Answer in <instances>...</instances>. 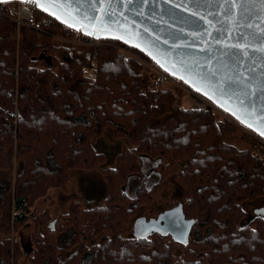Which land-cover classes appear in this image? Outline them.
Masks as SVG:
<instances>
[{
	"label": "trees",
	"instance_id": "1",
	"mask_svg": "<svg viewBox=\"0 0 264 264\" xmlns=\"http://www.w3.org/2000/svg\"><path fill=\"white\" fill-rule=\"evenodd\" d=\"M61 35L59 27H21L16 36L14 23L0 16V173H12L17 143L13 186L0 179V236L10 234L12 225L34 222V199L46 187L61 186L71 168L98 167L103 155L92 142L110 128L113 138L130 143L137 161L128 154L117 157V179H106L102 207L72 203L60 218L64 225L33 231V264H264V220L248 222L245 208L264 207V160L256 158V141L244 135L239 142L246 147L228 143L237 138L232 122L185 105L170 86L157 88L155 76L134 58L110 47L78 48L55 40ZM144 161L152 166L144 168ZM128 169L151 184L135 199L123 191ZM184 186L188 194L174 199V207L180 205L193 222L187 245L158 234L95 243L99 229L107 228L100 217L109 210L123 212L126 201L159 205L165 190L174 187L171 193L180 194ZM155 211L154 220L160 215ZM111 215L116 226L108 228L117 232ZM57 232L68 233L70 241L58 245L52 237ZM87 238L93 243L87 245ZM9 242L0 240V264H11Z\"/></svg>",
	"mask_w": 264,
	"mask_h": 264
},
{
	"label": "water",
	"instance_id": "2",
	"mask_svg": "<svg viewBox=\"0 0 264 264\" xmlns=\"http://www.w3.org/2000/svg\"><path fill=\"white\" fill-rule=\"evenodd\" d=\"M36 8L85 36L119 42L138 51L264 139L260 115L264 113V44L249 43L250 32H264V15L258 18L253 14L248 19L242 8L226 0H79L45 6L47 10ZM215 81L235 83L222 96ZM249 216L248 222L264 220V207ZM54 224L55 220L48 224L51 231H55ZM148 226L147 236H170L177 244L187 245L193 222L177 205Z\"/></svg>",
	"mask_w": 264,
	"mask_h": 264
},
{
	"label": "rangeland",
	"instance_id": "3",
	"mask_svg": "<svg viewBox=\"0 0 264 264\" xmlns=\"http://www.w3.org/2000/svg\"><path fill=\"white\" fill-rule=\"evenodd\" d=\"M46 28H54V27H46ZM19 30L20 28L17 29L15 27L16 36H19ZM55 40L61 41L60 38H56V37ZM61 42L64 44H68L63 41ZM37 43H42V40H39ZM114 45L117 44L112 43V46H105V47H110L118 51L116 48L113 47ZM96 47L97 46H95V48ZM122 54L128 57H132L130 53H122ZM137 57H139V55ZM143 68L145 69L144 66ZM156 82L157 81H155V85ZM169 86L181 98L184 99L185 105L192 107L191 100L187 97L186 91L182 86L174 85V84L173 85L168 84L163 86L156 85L157 88L160 87L168 88ZM4 118L5 120H8L9 115L5 113ZM234 126L236 128L235 129L236 130L235 135L237 136V138L235 139L236 141H234V139H230L228 143L230 144L235 143L239 148L246 147L245 142L243 141L239 142V140L244 135L249 136L250 138L251 136L247 134L244 130L236 126L235 124ZM13 133L15 135V131H13ZM16 145L17 143L14 140L13 155H12V164H13L12 173L10 174L0 173V179L2 181H6L8 184H11V186H13L17 171V160L15 158ZM92 148L96 153L103 155V161L98 165V167L95 168L92 167L89 169L71 168L68 171L67 180H65L61 186L46 187L45 193L34 199L29 210L30 211L29 215L34 222L30 221L25 224L12 225L10 229V234L0 236V240H5L7 237H9L10 239L9 242L10 251H11V256L13 258L11 264H33L31 253L34 248V244L31 238L32 237L31 234L35 230H39L40 233L42 234L46 233V231L50 230L48 224L53 222V220H55L54 225L56 230L57 226L64 223V220H62L61 222L60 218L69 212L72 203L77 202L82 208H84V206L93 207V208L94 206L102 207V204L104 203V200L107 197V192H108V185L106 179L107 180L111 179L114 182L117 179V176H115V173L112 171L114 168L118 166L117 157L118 158L121 157L123 158V160H125L126 155L128 154L127 156H131L135 161H137L136 159L137 156L135 157L133 154H129V152L131 151L130 143L121 138L118 139L113 138L112 131L110 128H108L105 131L104 135L101 138L92 142ZM122 154H124L125 157H123ZM143 163H145L143 164V166L145 165L144 168H147L148 166L150 167L152 166V163H147L145 161ZM130 171L134 172V169H128L125 175L131 173ZM145 173L146 175L152 174L151 172L150 173L145 172ZM130 175H129L130 177H128L129 181L127 185L123 188L124 189L123 191L127 193L129 197L135 199L140 192H142L145 189H148L151 186V184L150 181L147 180L144 176L138 175L136 173H131ZM174 187L176 186L174 185ZM174 187L171 188L169 192L165 190L167 192V195H165L166 196L165 199L162 198L161 201H159V205L150 201L152 202L150 203L151 206L149 208H143L144 207L143 205H142L143 207L135 206L133 202L126 201L124 202L125 209L123 212L119 213L109 210V212L113 215V216L112 215L109 216L111 219L112 217H114V215L116 216V221L119 223V230L116 232L108 228V226H110L111 228L116 226V225H112V222H110V220H108L107 218V215H109L110 213L102 215L100 218H102L105 221L107 228L102 227L99 229V234L96 236V238H94L95 243H98L102 240L103 244H107V241H112L114 244H117L120 242V240L125 241L126 238L131 239L132 237H147L148 234L147 230L149 227L148 225L154 220L152 217H154L157 214V213L155 214L156 212L155 210L160 212L159 214L169 211L174 207L175 204L174 199H176L177 197L180 198L182 195L188 194L189 190L186 186L181 187L182 190L181 189L179 190L181 192L180 194L179 193L172 194L171 192L175 190ZM85 201L91 202V204L87 205V203L85 204ZM8 203H9V199H8ZM245 208L249 214H252L254 210V205L248 204L245 206ZM134 212L139 213V215L137 217L134 216V218L132 219V215L134 214ZM120 214L122 215L124 214V216L121 217ZM1 215H2V210L0 209V216ZM4 215L7 214L4 213ZM3 223L4 221H2L1 224ZM136 225H137V231L133 233V229L135 228ZM59 232H57L55 236L52 237L54 238V240L56 239L58 240L57 242L58 245L60 244V246H64L70 241V235L67 233L68 236H64L65 234L63 235V233H60L61 236L59 237ZM86 242L87 245L93 243L92 239L90 238H87ZM190 248L195 249L194 247H190ZM74 249L75 248L66 251L65 255L72 253Z\"/></svg>",
	"mask_w": 264,
	"mask_h": 264
},
{
	"label": "built area",
	"instance_id": "4",
	"mask_svg": "<svg viewBox=\"0 0 264 264\" xmlns=\"http://www.w3.org/2000/svg\"><path fill=\"white\" fill-rule=\"evenodd\" d=\"M0 16H3L9 19L12 23H14L15 27H28L35 31H42L43 28L46 27H59L61 29L62 35L60 40L76 46L78 48H95V46H112L110 41L105 40H96L91 37L83 35L80 31H74L64 25L60 24L54 18L41 13L34 5L29 4L27 2L21 1H11L7 4H0ZM121 53H130L132 58L136 59L139 63H141L146 70L150 71L155 76V81L157 86L163 85H180L182 86L187 94V97L191 100L192 108L197 110H211L220 117L231 121L236 126L244 130L247 134H249L253 140L256 141L257 150H256V158L259 160H264V139L257 136L252 131L246 129L241 126L238 122H236L233 118H231L228 114L220 110L216 107L210 100L205 97L197 94L189 87L182 84L179 80L173 78L168 75L164 71H162L154 62L150 61L147 57L142 54L132 53L127 47L121 45H114ZM148 69H147V68Z\"/></svg>",
	"mask_w": 264,
	"mask_h": 264
},
{
	"label": "snow or ice",
	"instance_id": "5",
	"mask_svg": "<svg viewBox=\"0 0 264 264\" xmlns=\"http://www.w3.org/2000/svg\"><path fill=\"white\" fill-rule=\"evenodd\" d=\"M10 0H0V4H7ZM21 2H27L29 4H32L38 8H41L42 10H47L45 6H59L62 4H67L69 2H75L79 3V0H21ZM107 2H110V0H107ZM128 2H131V0H128ZM165 3H167V0H164ZM229 4H237L240 8L244 10V12L247 14V18L251 19L253 14H256L259 18L260 16L264 15V0H226ZM49 14H52L51 12ZM57 19H60L59 16L56 17ZM92 19H95V17H92ZM72 25H69L71 27ZM249 27L251 25H248ZM79 30V29H77ZM87 34V33H85ZM249 43L255 41L261 44H264V32L257 35L255 31H252L249 33ZM244 37L241 36V39ZM264 51V50H262ZM167 70V69H166ZM187 83V81H185ZM234 81L224 82L223 85L219 81H215L216 91L220 95H227L229 93V90L233 88ZM245 95H250V93H245ZM209 99H212L211 96H209ZM244 102L241 101V104ZM225 111H228L227 108H225ZM262 118H264V113L260 114ZM237 119H240V117H237ZM244 121L241 120V123ZM251 127V125H248ZM261 135H264V132H261Z\"/></svg>",
	"mask_w": 264,
	"mask_h": 264
},
{
	"label": "flooded vegetation",
	"instance_id": "6",
	"mask_svg": "<svg viewBox=\"0 0 264 264\" xmlns=\"http://www.w3.org/2000/svg\"><path fill=\"white\" fill-rule=\"evenodd\" d=\"M137 225H138V222H137ZM137 225L135 226V230L133 229V233H135V231H137ZM140 225H141V223H140Z\"/></svg>",
	"mask_w": 264,
	"mask_h": 264
}]
</instances>
